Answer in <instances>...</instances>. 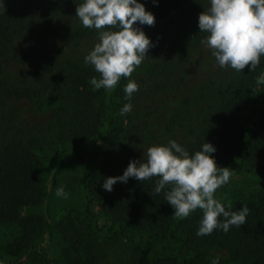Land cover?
<instances>
[{
	"label": "trees",
	"instance_id": "16d2710c",
	"mask_svg": "<svg viewBox=\"0 0 264 264\" xmlns=\"http://www.w3.org/2000/svg\"><path fill=\"white\" fill-rule=\"evenodd\" d=\"M84 2L0 0V226H18L20 254L8 264H212L217 257L219 264H264V195L226 209L247 206L246 224L198 236L203 211L176 217L165 197L171 185L154 194L159 177L118 181L111 192L103 188L106 178L122 176L131 161L147 160L135 159L141 145L136 139L159 113L173 132L160 145L175 140L194 155L210 143L216 164L231 168L230 181L247 167L255 178L243 181L264 184V84L256 83L264 75V56L255 71L210 62L189 84L208 35L198 26L203 0H138L155 21L168 19L173 42L168 59L147 71L128 100L124 77L109 91L90 83L100 74L85 57L99 43V31L85 28L76 16ZM141 30L154 45L149 53L156 40ZM42 97L57 103L54 138L48 126L24 114L26 103ZM128 103L132 111L121 115ZM144 103L146 110L137 108ZM66 146L83 164L97 161L98 152L105 155L86 176L82 208L65 207L48 225L41 214L23 215L44 201L41 168ZM69 158L64 155L62 163Z\"/></svg>",
	"mask_w": 264,
	"mask_h": 264
},
{
	"label": "clouds",
	"instance_id": "9594fccd",
	"mask_svg": "<svg viewBox=\"0 0 264 264\" xmlns=\"http://www.w3.org/2000/svg\"><path fill=\"white\" fill-rule=\"evenodd\" d=\"M76 16L85 28L99 31V43L85 57V64L93 65L100 78L90 83L95 89H114L122 77H131L154 45L141 25L154 26V15L146 11L138 0H85L78 5ZM200 32L207 33L201 40L213 51L222 68L231 67L242 72L246 66L255 71L264 56V0H210V8L199 15ZM119 28L111 31V28ZM256 83L264 84V75ZM138 84L129 81L124 91L130 100L138 91ZM132 111V104H125L121 115ZM215 147L205 142L194 155L175 140L167 145H154L147 149V160H133L122 176L106 178L103 188L111 192L118 181L127 183L129 178L139 181L159 177L154 194L167 185L166 200L179 218L188 217L193 211H203L198 236L210 235L217 228L225 233L231 226L246 224L249 209L228 211L214 198L216 191L226 185L232 176L230 167H219L211 155ZM139 165V166H138ZM57 196L66 197L64 188L57 189ZM231 206L229 205V208ZM223 217V221L219 218ZM212 264H219V257Z\"/></svg>",
	"mask_w": 264,
	"mask_h": 264
},
{
	"label": "rangeland",
	"instance_id": "374dc122",
	"mask_svg": "<svg viewBox=\"0 0 264 264\" xmlns=\"http://www.w3.org/2000/svg\"><path fill=\"white\" fill-rule=\"evenodd\" d=\"M202 7L204 11L210 8V0H203ZM168 19L155 21L154 26L141 25L138 23L140 29L147 28L149 35L155 38V47L148 53L143 62L138 66L131 77L126 78L127 81H135L136 83L144 78L147 71L158 62L168 59L170 54L171 44L173 38L168 32L166 25ZM198 58L196 59L195 68L190 75L192 78L189 84L194 81V77L201 76L203 72H207V66L210 62L216 63V58L213 51L205 46ZM213 56V59L210 57ZM207 62H209L207 64ZM109 91V90H107ZM177 104V101H174ZM57 107L56 102H50L45 97L38 99L35 102L26 103L24 107V114L26 116H34V118L42 125L48 126L52 131L53 138L55 137V130L53 128V111ZM148 105L146 103L138 105V109L146 110ZM169 110L165 111L168 115ZM165 116L160 113L149 124L148 128L140 134L136 141L138 145L134 152L135 159L146 156L147 149L154 145H160L162 141L172 137L173 132L163 127L162 122ZM62 155H55L51 157L50 162L44 163L41 168V175L43 177L45 197L44 201L33 207H28L23 211V215L29 213L41 214L46 224L52 223L57 214L65 207H73L81 209L84 202V182L89 172L96 169L105 160V155L98 152V160L89 163H80L77 155H71V149L66 146ZM64 155H70L68 161L62 163ZM243 177L255 178L253 170L245 168L242 176H235L227 185L225 192L217 193L215 199L219 200L225 208L233 205H245L250 201H254L259 195H264V184L254 183L246 184ZM64 188L66 197L57 196V189ZM18 226L15 224H4L0 226V264H8L14 262V259L20 258L17 252L16 241L18 234ZM53 231V230H52ZM54 234V231H53ZM45 240L48 234L45 233ZM53 241L56 248L60 247V239L55 233Z\"/></svg>",
	"mask_w": 264,
	"mask_h": 264
}]
</instances>
